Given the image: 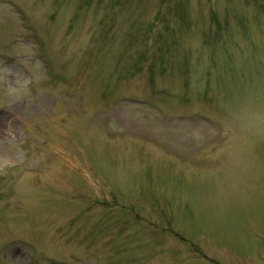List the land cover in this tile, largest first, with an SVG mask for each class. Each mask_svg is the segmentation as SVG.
Segmentation results:
<instances>
[{
    "label": "rangeland",
    "instance_id": "1",
    "mask_svg": "<svg viewBox=\"0 0 264 264\" xmlns=\"http://www.w3.org/2000/svg\"><path fill=\"white\" fill-rule=\"evenodd\" d=\"M0 116L2 264H264V0H0Z\"/></svg>",
    "mask_w": 264,
    "mask_h": 264
},
{
    "label": "bare ground",
    "instance_id": "2",
    "mask_svg": "<svg viewBox=\"0 0 264 264\" xmlns=\"http://www.w3.org/2000/svg\"><path fill=\"white\" fill-rule=\"evenodd\" d=\"M3 117L0 116V133H1V128L4 127L5 125V122L4 120L2 119Z\"/></svg>",
    "mask_w": 264,
    "mask_h": 264
}]
</instances>
